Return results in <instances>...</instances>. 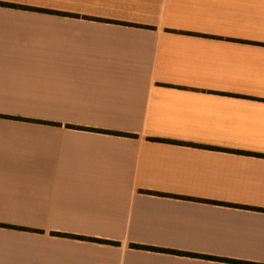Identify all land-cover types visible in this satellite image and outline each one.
<instances>
[{
  "label": "crops",
  "instance_id": "0c3cea01",
  "mask_svg": "<svg viewBox=\"0 0 264 264\" xmlns=\"http://www.w3.org/2000/svg\"><path fill=\"white\" fill-rule=\"evenodd\" d=\"M0 2V264H264V0Z\"/></svg>",
  "mask_w": 264,
  "mask_h": 264
},
{
  "label": "trees",
  "instance_id": "16d2710c",
  "mask_svg": "<svg viewBox=\"0 0 264 264\" xmlns=\"http://www.w3.org/2000/svg\"><path fill=\"white\" fill-rule=\"evenodd\" d=\"M0 5H9L7 3H2L0 2ZM0 226H7V227H16V226H11V225H8V224H3V223H0ZM76 237H79L81 239H85V240H90V241H96V242H105V240H100V239H94V238H86V237H80V236H76ZM109 243H113L115 244L116 242H109ZM134 247L136 248H140L141 246H138V245H133ZM149 249H156V248H149ZM194 256V255H193Z\"/></svg>",
  "mask_w": 264,
  "mask_h": 264
}]
</instances>
